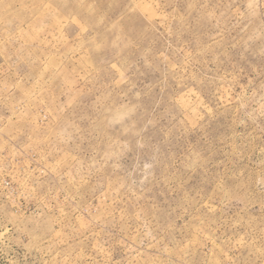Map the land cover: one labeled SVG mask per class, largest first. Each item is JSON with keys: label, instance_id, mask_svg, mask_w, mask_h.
I'll return each instance as SVG.
<instances>
[{"label": "rangeland", "instance_id": "374dc122", "mask_svg": "<svg viewBox=\"0 0 264 264\" xmlns=\"http://www.w3.org/2000/svg\"><path fill=\"white\" fill-rule=\"evenodd\" d=\"M0 264H264V0H0Z\"/></svg>", "mask_w": 264, "mask_h": 264}]
</instances>
